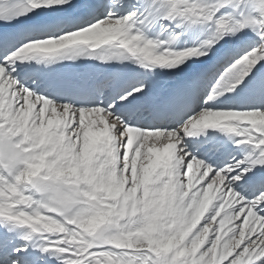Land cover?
Here are the masks:
<instances>
[{
	"label": "snow or ice",
	"instance_id": "6c2138e0",
	"mask_svg": "<svg viewBox=\"0 0 264 264\" xmlns=\"http://www.w3.org/2000/svg\"><path fill=\"white\" fill-rule=\"evenodd\" d=\"M0 264H264V0H0Z\"/></svg>",
	"mask_w": 264,
	"mask_h": 264
}]
</instances>
